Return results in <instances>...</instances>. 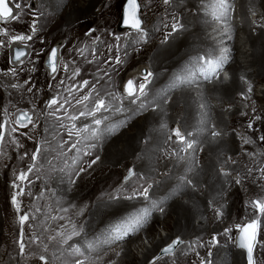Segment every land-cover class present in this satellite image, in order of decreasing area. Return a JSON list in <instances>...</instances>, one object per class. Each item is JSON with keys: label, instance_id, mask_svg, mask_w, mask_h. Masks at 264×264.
<instances>
[{"label": "bare ground", "instance_id": "6f19581e", "mask_svg": "<svg viewBox=\"0 0 264 264\" xmlns=\"http://www.w3.org/2000/svg\"><path fill=\"white\" fill-rule=\"evenodd\" d=\"M101 1L42 0L51 10L56 6V10L62 12L63 15L66 14L67 16L64 17L70 25L73 24L74 15H83L84 12L92 11ZM12 5L14 7L13 3ZM170 5L178 14L182 15H180L181 23L175 32H163L161 38L163 41H159L154 52L149 55L147 61L152 70L148 77L149 85L141 94L130 98H126L117 92L116 102L113 105L105 104L98 109L100 115L98 127L104 130L106 135L101 140L94 137L84 138L90 141V145L96 146L97 149L91 151L93 154H98L100 158L97 162L101 164L97 169L100 171L96 176L93 174L95 177L92 178L93 184L105 183L109 173L114 172L115 174L117 170L124 168L126 162L131 161L132 163L135 162V176L140 174L146 178L155 176L152 181L151 192L143 197L132 195L120 199L113 195L109 199H104V196L100 195L91 198L92 200H85V203L81 204L72 217L60 221L56 230H59L60 234L67 232L63 240L68 241L69 246L75 250L80 248L78 253L80 258H77L79 255H71V259L77 260L79 264H85L89 259H98L99 257H103L101 264H107L113 259L116 260L112 264H147L153 257L158 256L161 249L168 247L178 236H184L185 242L179 247L174 254L175 256L181 253L185 245L210 232H219L215 228V221L218 217L214 215L210 217L212 213L209 214V211L212 206L214 207L224 198L222 191H225L226 187L228 193L229 189L233 188V182L228 178V174L222 173L219 167L226 165L225 158L229 153L236 154L238 150L230 142L234 138V134L231 132L230 123L226 117L229 110L227 105H238L235 95L244 93L248 83L264 82V23L260 19V16H264V0H239L234 13L230 11L227 15L225 19L227 24L221 28L228 29L229 26L231 28L228 33L222 34L221 37L233 33L237 34L239 31L245 33L248 35L249 51L252 52L248 55L247 52L249 51L245 50L247 45L244 42H242L244 45L240 43V47L237 49L240 54H242L240 48L246 51L243 52L246 65H243L232 54L235 62H228L225 67L228 77H224L221 70H218L215 75H212V82L199 72L201 68L206 71L210 67V63H208L210 48L206 34L208 16L203 12L204 0H171ZM9 6L12 7L11 4ZM190 8L192 12H188ZM193 10L198 11V17L192 14ZM249 14L257 15L258 23L262 24L255 26V22L250 19ZM68 24L65 28L67 31L71 29ZM147 30H151V28H147ZM216 33H220L219 29ZM179 34L183 35L179 36ZM236 38L235 36L233 41H229L232 48L236 43ZM59 47L60 45L55 46L58 50L57 64L60 61L62 50H59ZM189 58L190 61L188 62ZM145 59V56L139 58V61H142L139 69L144 66ZM192 71H196L200 79L198 81L193 80L192 83L186 79L183 81L184 84L181 83L178 77L179 73L185 74L187 77L188 74H192ZM130 73L135 74L136 72L131 71ZM219 74V80H216L215 78ZM261 79L262 81H260ZM197 82H199L200 87L185 88V84L194 86ZM250 96L252 99H249L250 97L247 99L253 101L259 99V96L254 93ZM168 97L171 100L167 103ZM145 103L147 104L145 105ZM203 106L205 111L200 110V115L198 108L201 109ZM148 108L151 109V112L146 113ZM238 109V113L231 112L233 118L242 113V110ZM261 112H264V108L260 110ZM177 122L182 125L185 133L187 131L183 139H179L173 133V128L168 134L166 133L167 126ZM58 128L59 125L57 124L53 128L47 125L46 132L50 138H52L51 133ZM64 135L63 137H65ZM64 139L62 138V141ZM171 141L181 145V155L176 161V171L166 178L158 177L157 172L163 157V153L160 151L161 149L165 150ZM71 142L75 146V150H81L82 140L72 138ZM48 145L53 144L49 143ZM183 151H186V157H182ZM199 151H201L200 155L198 154ZM192 155L197 159L191 164L190 157ZM75 157L74 155L73 158ZM58 162L59 172L54 178V187L60 192L62 205H67L70 201L78 199L79 194L70 193L69 191L75 188L63 178L66 171L72 170V165L66 163L65 157H59ZM96 164L91 167V171L93 167L95 169ZM87 170L81 172L79 176L78 173L76 174L78 176L76 183L80 182V178ZM88 178L90 179V177ZM89 186L90 184L85 186L82 192L85 193V191L90 190ZM248 192L255 194L254 187L251 186ZM53 196L54 198L59 197L55 194ZM79 200L78 202H80ZM74 202L78 206V203ZM47 204L50 205V203ZM145 209L147 210L146 214ZM59 210L58 207L51 204L48 211L50 219L55 217ZM138 212L145 216L144 225H140L138 230L128 231L123 221L131 213L137 214ZM170 216H172L171 223L166 221ZM195 219L200 220V224H195ZM45 220L47 221V219ZM162 223L164 230L168 231L164 236L156 228ZM211 225L214 228H211ZM246 227L247 225L244 228ZM53 238L55 239V235ZM82 253H85L86 256H82ZM245 263V253L234 246H229L227 242L222 243L210 262V264Z\"/></svg>", "mask_w": 264, "mask_h": 264}, {"label": "rangeland", "instance_id": "374dc122", "mask_svg": "<svg viewBox=\"0 0 264 264\" xmlns=\"http://www.w3.org/2000/svg\"><path fill=\"white\" fill-rule=\"evenodd\" d=\"M15 1L17 2V0ZM125 1L126 0H120L119 2H115L114 6L108 9L106 8L107 0H102L93 9L94 11L92 10L88 13L84 12L83 15H79V14H77V16L74 15L73 16L74 20H72L74 25L73 24L70 25L66 22L65 17L67 15L66 14L63 15L61 14L62 12H59L58 10H56V6L54 3L55 8L51 10L52 19H50V21L46 24L45 32L39 34L38 36H34L32 41H26V40L16 41V42L23 44L24 46L27 45L29 49V52L27 51L28 56L30 54L29 58L26 57L25 59H23V61H25L27 58L28 60L24 62L23 64H21L19 67H13L10 64V61H9L10 52L8 51V47L10 44L14 43L12 42L13 36H19V33L24 28L29 29V23L32 21V18L35 16L33 15V11L27 10L28 0H19V2L21 3L20 8L26 11L25 13L26 26L24 28L22 29L17 28L13 31L10 28H6L0 25V28L8 29V34L4 35L7 37L3 39V42L5 43L3 44V47H0V125L4 126L2 129H0V131L3 132L2 137H0V149H1L0 154L2 155V156L0 155L1 156L0 165L3 166V167L0 166V264H32L31 262L35 260V256H30L31 252L33 254L40 255L38 257L42 259L44 264H56L63 257V255L66 254V251L68 253V251L73 250V247L69 246L68 241L67 243L65 242L64 244L63 238H64V235H67V232L58 235L59 230H56L58 229L57 228L58 223L62 221L63 219H66L65 217H67V215H71L72 213L77 212L81 204L85 203L84 202L85 200L89 201L91 198L93 199L94 197L100 196L101 192H103L104 194H107L110 191L111 192L114 191V189H116L117 186L119 185L118 183L120 180L119 174L123 173L128 168V166L132 164L131 161L126 162L124 164V168H122L121 170L120 169L117 170L115 174L114 172L109 173V177H107L108 179L106 180L105 183L98 182L97 184H93L92 178H95L94 176H96V174L99 173L100 171V170L97 171V169L99 168V165L101 164L97 163L95 165V169L94 167L92 168L93 169L92 171H91V168L88 169L85 172L86 174L84 173L82 177L80 178L81 179L80 182L78 180L79 183H76L77 185L74 184L75 189L74 190L72 189V191H69L70 193L73 192V193H76L77 195L79 194L78 199L70 201L67 205H62L63 201L62 199H60V192L58 189L54 187L55 184H53V180L56 174L59 172V168H58L59 157H62L63 153H66L67 148H69L72 145V142H71L72 138L74 140L77 139L76 135H78L80 130L78 131V129L74 127L65 125L60 119H58L53 114L52 108H49L45 105L46 99L49 96H52L53 94L49 90V87L47 85L48 75L45 69V65L47 62V56L52 49L51 46H53V44L57 43L58 41H61V40L64 41L65 39L66 41L70 43L67 49L68 59L74 56L75 52H77V49L86 48L85 49L86 52L84 56L86 57V61L88 62V64L92 65V67H95V65L97 67H100L103 64L108 63V65L103 68V69H108L110 66L109 62L112 61V58H113L111 56H114V54L116 55L117 53V40L113 36H111L107 32V30L113 29L116 32H118L117 26L120 20V14H121V11L123 10ZM147 1L155 6L153 10L148 5V3L145 2L146 12L150 11L153 13L152 22L148 24V27L152 28L153 34H151L149 38H146L143 35L136 36L133 39V47L136 41H142L146 44L151 45V47H149L145 51V52H150L152 50L153 45H155L154 42H156L157 38H159V35H160L159 29L154 24L153 20L155 19V17L158 18L161 15L157 13V10L159 9L157 0H147ZM160 4L165 5L162 3V0H160ZM29 5H30V2L28 4V9H29ZM37 7H39L38 13L41 12L40 14H42V13L47 12V5H45L44 2L42 5L40 4V6L38 3ZM140 8H141L140 17L142 18V0H140ZM188 12H192V9L191 8L188 9ZM192 14L195 17H198L199 15L198 11H194V10ZM262 23L255 24V26L262 24ZM67 24L70 25L69 28H71L72 30L70 29L69 31H67V29H65L67 27ZM144 26L145 25L143 24V28ZM91 27L95 28L94 33L92 35H86L85 32ZM26 35H30V34H26ZM181 35L179 34V36ZM244 35L245 34H243V36ZM245 39L246 40H244L243 42L245 43V45H247V39H248L247 34L245 35ZM124 41L125 40L123 38V43ZM160 41L162 42L163 39H160ZM241 45H244V44L242 43ZM55 46H58V45H55ZM17 47H23V46H21L20 44H16L13 48L15 49ZM127 47H128V43L126 42L124 44V49H126ZM62 48H63V43L60 44L59 50ZM108 49L110 50V52ZM93 50H95V58L93 57ZM245 50L249 51L250 46L247 45V49ZM251 52L252 51L247 52L248 55ZM136 56H137L136 54L131 53L128 57L125 58L127 67H129L134 62V60L136 59ZM139 58H141V56H139ZM139 58L136 60L135 64L141 62L139 61ZM4 59L7 62V66H4L3 64ZM105 60H108V61H105ZM202 60H203V57H202ZM89 61H91V63ZM189 61H190V58L188 59V62ZM79 67L85 68L86 65L83 63H78L77 68ZM12 68L16 69L15 74L10 72V69ZM46 68H48V66H46ZM33 69L35 70L33 71ZM134 69L132 71H134ZM25 81H28V83H25ZM260 81H262V79ZM259 83H264V82H259ZM13 84H16L17 87L13 88L12 87ZM29 88L32 89L31 92L28 91ZM257 88L258 90H261L262 92H264V90L261 89L263 88L262 84H257ZM149 96L151 97V95ZM237 96H239V94L235 95V98H237L238 100ZM248 98L252 99L251 96H248ZM249 99H247L248 103H249ZM170 100L171 99L168 97L166 102L168 103ZM263 101H264V95L262 97H259V99H254L255 105H259V106L261 105L258 102H263ZM146 104L147 103H145V105ZM6 107L10 108L9 115L7 114V115L1 116L2 109ZM203 107H201V109L198 108L200 115H201L200 110L203 112L205 111V107L204 108ZM254 108L255 107H253V109ZM21 112L29 113L32 118L31 122H29L30 120L27 121L29 122V123H26V125H28L27 127L19 126V125H25L17 121V116ZM149 112H151V109L149 110L148 108V111L146 113H149ZM35 115H36V118H35ZM260 115H261V118L264 120V112H261ZM236 117L233 118L232 116L233 119H235ZM136 120H139V119H136ZM56 124L59 125V128L51 133L52 138H50V135L47 134L46 132L47 125H50V128H53L55 127ZM173 126L174 125H171L169 127L167 126V130H166L167 134L169 133L170 129L173 128ZM13 128H16L17 130L13 132ZM58 134L60 135L58 136ZM63 135L65 137H63ZM87 135L88 134L84 135V137L92 138L91 135H88V136ZM62 138L63 139L65 138L64 141H62ZM13 139H15L19 144L23 145V147L18 148L16 144L13 143ZM247 139L250 140L249 138ZM56 141L58 142L56 143ZM49 143H52L53 145H48ZM54 143H55V146H54ZM65 143L67 146L64 145ZM233 143L234 141L231 142V145ZM255 149H257V151L259 152L260 151L264 152V143L260 141L259 148H253L251 145L248 148V156L251 158V152L253 154V159L251 161H248V164L249 166H251L250 167L251 170L257 173L256 167L253 161L256 164L260 162L257 156L255 155V152H254ZM236 150H237V147H236ZM160 152L163 153L164 150L161 149ZM174 152L175 151H172V156ZM185 152L186 151H183L182 157H186ZM35 153H38V155H36L35 158H33ZM198 154L200 155L201 151H199ZM80 156L82 157V155ZM36 159H37V162H35ZM3 163L5 164L3 165ZM75 166L77 167V164H75ZM28 171H30V174L28 175V178L25 182L22 183L19 180H15V177L19 175L21 172L28 173ZM158 172H157V176H160L161 170H159ZM258 175H260V177L264 180V172ZM139 176H143V174H140ZM88 177H90V179ZM109 181L112 187L109 185L106 187V184ZM13 183L19 184L21 190L25 192L24 195H21L20 197H18V200L20 202L19 210H16V207L12 205L10 202V197L15 191V189H13L12 187ZM88 184H90L89 186L90 190L85 191V193L82 192L84 187L87 186ZM98 188H99V192L97 193ZM101 189L103 190L100 191ZM150 192L151 191L149 190L144 195L146 196V194H150ZM222 192H223V197H225L228 193L227 187H226V190ZM52 194L59 195V197L57 198H54V196L51 197ZM144 195H142V197ZM133 196L135 197V195ZM38 199H39V202H37ZM58 200L59 202L60 201L61 202L59 203ZM78 200L80 202H78ZM74 201H76V204L78 203V206L75 205ZM47 203H50V205L52 204L53 206L58 207V210L60 209L58 214L55 217H52V219H50L49 212H48L50 205ZM48 205L49 207L47 208ZM67 208L68 209L73 208L72 213L68 214ZM213 209L214 207L212 206V208L209 211V214L213 213ZM29 210L31 212V214L28 217L29 223L27 222L26 227L20 236V238L29 239V245H27L25 248L26 252H23L24 251L23 249H22L23 251H21V249L19 250V245H18L19 236H18V233L14 230L12 222L16 221L17 212L20 211L22 213H27ZM157 212H159V210H157ZM171 218L172 216H170L168 220L166 219V221L167 222L169 221L171 223L172 221ZM45 219H47V221ZM197 220L198 219H195L196 221L195 224L198 225L200 224V220L199 221ZM218 224H219V218L215 221V225H218ZM156 228L159 230V233H161L163 236L166 235V233H168L167 230H164L163 223L156 226ZM263 233H264V226L261 230V236ZM54 235H55V239L53 238ZM75 251H77V254H78L80 252V248L78 247V249ZM24 254H26V258L29 257V259L26 260V258H24ZM77 254L75 255L77 256ZM77 258H80V255ZM154 258L155 257H153L152 259ZM34 264H38V263L34 262Z\"/></svg>", "mask_w": 264, "mask_h": 264}, {"label": "snow or ice", "instance_id": "6c2138e0", "mask_svg": "<svg viewBox=\"0 0 264 264\" xmlns=\"http://www.w3.org/2000/svg\"><path fill=\"white\" fill-rule=\"evenodd\" d=\"M3 3L5 4V14L3 16H0V22H10V21H17L19 19L18 15H14L13 14V7H10L8 4V0H3ZM14 7L15 9H18L21 7V3L19 2V0H17V2L14 3ZM29 7H31V5H29ZM127 21V23H126ZM122 25L127 28V29H132V28H139L140 26V21L138 19V0H126V4L123 10V15H122ZM40 30V28H38L37 26V20L34 19L33 23L31 25V35H25V34H20L19 36H13L12 37V42H16L17 40H26V41H32L33 37L36 35V33ZM94 29H89L88 33H86V35H92L94 33ZM8 34V29L6 28H0V35H7ZM116 40L121 39L118 36H115ZM3 40H0V47H3ZM27 47V45H25ZM117 51H119V47H117ZM77 54L80 56H84L85 55V49H77ZM26 55H28V53L22 48L19 50H16L15 54L13 57L10 58V63H13V61L15 62H19V63H23L22 58L25 57ZM57 56H58V50L57 48L53 47L51 50L50 55L48 56V60H47V64L51 70V73L53 74V79L55 78V74L57 73ZM93 57L95 58V50H93ZM91 63V61H89ZM115 63L117 65H119L120 63V58L116 57L115 58ZM67 65H65V70H67ZM35 69H33L34 71ZM11 73H16V69L12 68L10 69ZM80 75V69L76 68L74 70V72L72 73V76L69 77L70 79H75L76 76ZM149 74L146 72L145 76L147 77ZM25 83H28V81H25ZM61 84H64V81L61 80L60 81ZM129 83H132L131 81ZM13 88H16L17 85L13 84L12 85ZM89 87V80L85 79L83 80L82 83H80L79 85L73 84L70 87L67 88L68 92H75L76 90L82 91L85 88ZM28 91H32L31 88L28 89ZM53 105L57 106V111H60L61 109H63V105L59 104V101L57 98L53 97L52 99H50L48 101L47 106L48 107H52ZM23 118L24 119H29L30 118V114L29 113H24L23 114ZM19 125V124H18ZM20 127H27L28 125H19ZM4 126L0 125V129H2ZM17 129L13 128V132H15ZM3 132L0 131V137H2ZM13 143L16 144V146L19 147H23V145L19 144L15 139H13ZM38 155V153L34 154V157ZM30 173H24L21 172L19 175H17L15 177V180H19L20 182H25L28 178V175ZM13 189H15L14 193L11 195L10 197V202L12 205H14L16 207V210H19L20 208V202L18 200V197H20L21 195H24L25 192H23L20 188L19 184L13 183L12 184ZM145 214L147 213V210H144ZM145 222V216H139L138 218H135L133 223L130 224L131 225H136L139 226L141 224H143ZM128 226V227H129ZM117 238H119L117 236ZM214 239H216L214 237ZM256 241L259 242V236H256ZM22 243V241H21ZM253 257H254V253H253Z\"/></svg>", "mask_w": 264, "mask_h": 264}, {"label": "water", "instance_id": "95a60500", "mask_svg": "<svg viewBox=\"0 0 264 264\" xmlns=\"http://www.w3.org/2000/svg\"><path fill=\"white\" fill-rule=\"evenodd\" d=\"M251 234V237H253L254 238V230H251V232H250Z\"/></svg>", "mask_w": 264, "mask_h": 264}]
</instances>
